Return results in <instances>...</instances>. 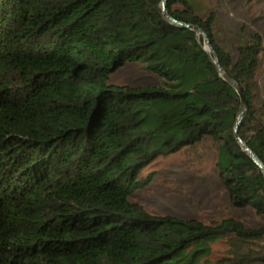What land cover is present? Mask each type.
Instances as JSON below:
<instances>
[{
	"label": "trees",
	"instance_id": "1",
	"mask_svg": "<svg viewBox=\"0 0 264 264\" xmlns=\"http://www.w3.org/2000/svg\"><path fill=\"white\" fill-rule=\"evenodd\" d=\"M161 1L0 0V264H264V222L159 216L130 201L156 158L214 151L230 206L264 218V175L234 133L240 95L214 63L245 96L237 133L264 165L263 37L228 29L234 56L212 9L166 0L207 51ZM134 62L159 82L112 81Z\"/></svg>",
	"mask_w": 264,
	"mask_h": 264
},
{
	"label": "rangeland",
	"instance_id": "2",
	"mask_svg": "<svg viewBox=\"0 0 264 264\" xmlns=\"http://www.w3.org/2000/svg\"><path fill=\"white\" fill-rule=\"evenodd\" d=\"M199 10L206 7L217 15L215 30L222 42L234 54L239 35L229 34L246 24L245 31L260 33L264 47V0H194ZM236 56V54H234ZM256 93L257 106L264 109V51L260 55ZM112 81L123 86H147L157 84L156 75L146 72L140 62L127 63L113 73ZM264 120V117H262ZM216 153L209 152L202 160L192 159L184 151L156 158L142 170L153 174L149 185L130 193V201L148 214L175 215L183 219L196 218L209 223L218 212L233 213L246 227H257L264 222L249 208H232L230 196L223 186L215 167ZM224 244H212L213 255L223 253ZM250 264H261L253 262Z\"/></svg>",
	"mask_w": 264,
	"mask_h": 264
},
{
	"label": "water",
	"instance_id": "3",
	"mask_svg": "<svg viewBox=\"0 0 264 264\" xmlns=\"http://www.w3.org/2000/svg\"><path fill=\"white\" fill-rule=\"evenodd\" d=\"M161 9L163 12V15L167 17V19L173 23L176 26L182 27V28H189L192 29L196 35L198 36H202V38L204 39V49H206L207 51H211V46H210V41L209 38L206 34H204V32L201 30L200 27L195 26L193 24L190 23H183L181 21H178L177 19H175L173 16L169 15L166 11V0H162L161 1ZM214 54V53H213ZM214 63L216 65L217 70L219 71L220 74H222L224 80H227L237 91V93H239L240 95V99H241V104H240V108H239V115L237 118V121L235 123V127H234V133H235V137L237 138V140L239 141V143L242 146V149L245 152H248V154L250 155V157L253 159V161L257 164V166L260 168L261 172L264 175V165L262 164V162L260 161V159L258 158V156L248 147L246 146V144L243 142V140L241 139V137L239 136V133H237L238 127L240 125L241 120L243 119V117L245 116V111H246V105H247V101L245 99L244 94L242 93L241 89L239 88V86L237 85V83L228 75L225 74L224 71L222 70L221 66L219 65L218 62V57L216 54H214Z\"/></svg>",
	"mask_w": 264,
	"mask_h": 264
}]
</instances>
